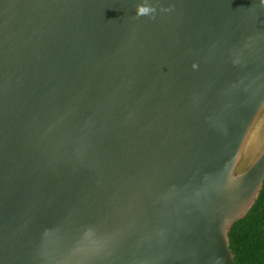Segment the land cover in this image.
Returning a JSON list of instances; mask_svg holds the SVG:
<instances>
[{
	"label": "water",
	"instance_id": "water-1",
	"mask_svg": "<svg viewBox=\"0 0 264 264\" xmlns=\"http://www.w3.org/2000/svg\"><path fill=\"white\" fill-rule=\"evenodd\" d=\"M264 188V0H0V264H237Z\"/></svg>",
	"mask_w": 264,
	"mask_h": 264
},
{
	"label": "trees",
	"instance_id": "trees-1",
	"mask_svg": "<svg viewBox=\"0 0 264 264\" xmlns=\"http://www.w3.org/2000/svg\"><path fill=\"white\" fill-rule=\"evenodd\" d=\"M230 236L237 264H264V188L248 215L232 227Z\"/></svg>",
	"mask_w": 264,
	"mask_h": 264
}]
</instances>
